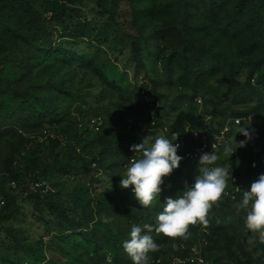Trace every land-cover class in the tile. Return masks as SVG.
I'll use <instances>...</instances> for the list:
<instances>
[{
    "label": "rangeland",
    "instance_id": "obj_1",
    "mask_svg": "<svg viewBox=\"0 0 264 264\" xmlns=\"http://www.w3.org/2000/svg\"><path fill=\"white\" fill-rule=\"evenodd\" d=\"M29 1L54 10L49 43L6 22L0 4V264H133L122 247L132 225H155L166 199L199 173L198 162L179 166L142 208L120 186L126 145L168 138L181 110L199 133L241 117L226 144L246 139L241 127L252 138L232 156L223 146L209 167L226 166L244 190L264 174V0H245L260 22L237 0ZM76 20L86 26L71 37ZM152 112L157 127L141 131ZM229 187L208 213L207 232L197 224L187 240L150 233L159 250L149 264H166L157 259L184 247L203 264H264V244L235 207L242 195L232 199Z\"/></svg>",
    "mask_w": 264,
    "mask_h": 264
},
{
    "label": "clouds",
    "instance_id": "obj_2",
    "mask_svg": "<svg viewBox=\"0 0 264 264\" xmlns=\"http://www.w3.org/2000/svg\"><path fill=\"white\" fill-rule=\"evenodd\" d=\"M238 133L246 139L236 142L238 147L225 144L223 147L225 154L232 156L238 148L245 147L252 138L249 127H241ZM174 139L176 141L178 136H174ZM179 148V143H173L165 136L156 137L154 142L147 136L142 143L131 146V151L141 155L139 158H130V164L120 180V186L122 189L131 187L135 199L142 208L153 205L160 196L164 179L179 168L183 159L177 154ZM215 148L214 143L211 152L200 155L197 165L199 174L195 176L194 183L190 187L186 186L182 195H178L176 199H166L163 211L156 217L155 225L145 223L143 228L132 225L130 239H126L122 247L133 264H149L148 254L159 250V245L150 235L153 231L172 240H187L190 238V226L197 224L205 228L208 226V213L225 195L229 178L232 180V174L229 177L226 166L209 167L220 159L214 151ZM233 199L235 200V197ZM235 207L237 213L242 209L246 211L245 228L258 239L259 243L264 244V174H260L251 183L249 190L243 191L242 200ZM109 219L105 217L104 222H109ZM173 248H176L175 244Z\"/></svg>",
    "mask_w": 264,
    "mask_h": 264
},
{
    "label": "built area",
    "instance_id": "obj_3",
    "mask_svg": "<svg viewBox=\"0 0 264 264\" xmlns=\"http://www.w3.org/2000/svg\"><path fill=\"white\" fill-rule=\"evenodd\" d=\"M51 13L48 12V15ZM144 101L146 103L151 104V96L148 94V91L145 88H142L140 91ZM198 102H201L200 97L195 98ZM242 118L238 116L228 117L224 120V122L217 127L215 130H206L202 133L196 132L194 130H188L187 134H184L180 131H175L169 128L168 130V139L173 143H179L180 148L177 151V154L182 156L183 159L180 162V166L189 165L197 163L199 157L202 153L211 152L212 145L215 143L216 148L215 152L219 151L227 142H229L230 134L234 127H237L241 124ZM141 131L145 132L148 130H152L157 127V116L155 112L151 113L150 119L146 124L140 123ZM131 127V124L129 125ZM187 128V127H186ZM174 136H178V139L175 141ZM133 143H129L126 145V151L129 153L128 164H130V158L135 157L139 158L141 154L134 153L130 150ZM229 172V177L232 174V180L229 178L228 184L229 188L227 189V194L229 197L233 199V197L238 198L242 195L244 189L241 184V180L237 176V174ZM132 191V189L130 188ZM133 192V191H132ZM204 231L207 232V229L203 227ZM185 247L181 251L180 254L167 258L166 260H162L160 258L157 259L158 263H166V264H203V260L196 256L194 252L185 253Z\"/></svg>",
    "mask_w": 264,
    "mask_h": 264
},
{
    "label": "trees",
    "instance_id": "obj_4",
    "mask_svg": "<svg viewBox=\"0 0 264 264\" xmlns=\"http://www.w3.org/2000/svg\"><path fill=\"white\" fill-rule=\"evenodd\" d=\"M2 3H4L3 5L6 8L5 14L8 18L6 22L14 18L17 22V29H19L22 34H25L27 37L37 43H49L51 41L52 33L47 27L46 23L48 19H51L55 16L53 9L47 10L46 13H41L34 9L33 4L29 0H0V4ZM246 4L247 1L245 2V0H237L235 7L239 10H242V12L245 11L246 13H251L254 15L251 17V19H256L260 22L261 15L256 4L253 3L249 10H245ZM48 12L51 13L50 16H47ZM85 26L86 25L83 22L76 20L69 29L71 37H78L79 35H82V30L85 28ZM150 95L152 97V94ZM153 102L155 101L153 100ZM208 130H213V128ZM5 211H8L9 216L12 215L11 209L8 208Z\"/></svg>",
    "mask_w": 264,
    "mask_h": 264
},
{
    "label": "water",
    "instance_id": "obj_5",
    "mask_svg": "<svg viewBox=\"0 0 264 264\" xmlns=\"http://www.w3.org/2000/svg\"><path fill=\"white\" fill-rule=\"evenodd\" d=\"M187 113L184 110L178 112L176 119L171 123L170 128L175 131H180L187 134V128L185 124V117Z\"/></svg>",
    "mask_w": 264,
    "mask_h": 264
}]
</instances>
